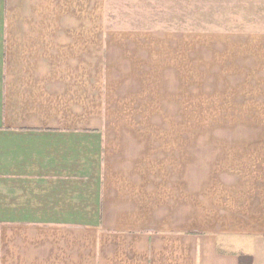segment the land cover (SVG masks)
<instances>
[{
  "label": "crops",
  "instance_id": "crops-1",
  "mask_svg": "<svg viewBox=\"0 0 264 264\" xmlns=\"http://www.w3.org/2000/svg\"><path fill=\"white\" fill-rule=\"evenodd\" d=\"M194 4L0 0V264H264V0Z\"/></svg>",
  "mask_w": 264,
  "mask_h": 264
},
{
  "label": "rangeland",
  "instance_id": "rangeland-1",
  "mask_svg": "<svg viewBox=\"0 0 264 264\" xmlns=\"http://www.w3.org/2000/svg\"><path fill=\"white\" fill-rule=\"evenodd\" d=\"M200 0H195L194 4V21H195V29H200ZM171 109H162L158 111H140L137 112V117H148V118H173V117H186V112L183 109H179V104L171 105ZM190 114V112H188ZM189 117V116H188ZM191 117L194 120L193 128H190L191 132L195 135H200L202 133L201 127V94H200V86H195L194 94H193V111L191 112ZM156 130H161V133H181L180 130L184 128H155ZM189 129V128H188Z\"/></svg>",
  "mask_w": 264,
  "mask_h": 264
},
{
  "label": "trees",
  "instance_id": "trees-1",
  "mask_svg": "<svg viewBox=\"0 0 264 264\" xmlns=\"http://www.w3.org/2000/svg\"><path fill=\"white\" fill-rule=\"evenodd\" d=\"M241 264H252V259L251 257H242L241 259Z\"/></svg>",
  "mask_w": 264,
  "mask_h": 264
}]
</instances>
